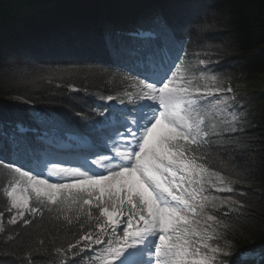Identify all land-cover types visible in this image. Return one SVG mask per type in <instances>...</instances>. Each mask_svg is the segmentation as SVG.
Returning a JSON list of instances; mask_svg holds the SVG:
<instances>
[{
    "label": "snow or ice",
    "instance_id": "obj_1",
    "mask_svg": "<svg viewBox=\"0 0 264 264\" xmlns=\"http://www.w3.org/2000/svg\"><path fill=\"white\" fill-rule=\"evenodd\" d=\"M197 18L184 15L176 23L162 12H152L122 31L105 29L101 40L110 62L127 69L128 73L105 72L104 75L119 79L123 84L131 82V90L118 93V96L105 97L98 93L99 100L115 102L120 99L118 107L110 108L107 114L99 113L101 120L89 121L74 108L56 112L55 116L45 113L48 131L41 137L39 130L35 133L30 130L32 126L38 129V125L18 127L13 123L9 133L5 121L0 119V166L26 178L38 203L44 204L43 198H46L53 205L71 200L73 204L82 201L91 206L95 198L96 207L107 217L110 232L108 227H101L99 232L84 229L86 234L75 244L68 243L66 251L80 254L67 264H76V260L86 254L80 249L82 243L85 249L109 245L108 255L116 256L117 264H216V254L221 249L210 248L207 240L211 239L209 228L220 221L208 212L219 211V205L216 197L210 199L204 192L213 185V177L221 183L225 178L198 162L203 157L195 153L209 146L210 134L202 127L204 120L197 114L200 104L192 98L191 81L186 86L178 75L185 63L181 56L185 36L192 34L191 25ZM30 63L14 54L0 55V68ZM199 64L204 65L206 71L208 59H200ZM61 74L68 73L65 70ZM47 79L51 83L53 77L50 75ZM211 79L214 81L216 77ZM84 84L87 81L77 88L72 80L65 82L64 91L74 94L70 102L74 103L82 90L85 96L90 95ZM104 87L107 90L106 85ZM220 91L218 88L204 92L196 90L203 104L209 103L208 97L219 103L214 92ZM65 112L71 114V121ZM31 115L45 119L35 109L31 110ZM237 120L233 115L232 121ZM66 129L81 134L73 137L83 150L78 167L58 166L64 162L58 160V146ZM212 136L216 139L211 143L218 145L224 154L250 151L240 147L242 132L234 123L221 132L213 130ZM121 147L123 150H119ZM89 156L95 158L90 161ZM25 168L28 170L22 171ZM45 175L47 179L40 178ZM52 179L70 182L50 183ZM238 179L243 180L245 176L240 175ZM12 187L7 193L16 211L11 223L23 217L25 225L32 224L25 212L35 215L38 209L29 205L28 188L21 189L24 194L17 197L15 185ZM232 191V188L227 189L229 193ZM250 204L251 201L244 200L243 196L237 200L229 195L220 201V205L229 206V211L223 214L225 217L233 211L239 216L240 210ZM232 205L238 207L233 209ZM4 215L5 211L0 209V218ZM7 215H11L10 210ZM120 217H126V221ZM243 219L251 221L255 217ZM125 223L122 242L117 241V228ZM102 236L105 239L102 240ZM129 239L132 244H128ZM113 243L118 247H111ZM189 257L200 258L191 261ZM7 259L0 257V261ZM17 264H27V261ZM229 264H264V237L259 246L254 244L235 252Z\"/></svg>",
    "mask_w": 264,
    "mask_h": 264
},
{
    "label": "trees",
    "instance_id": "obj_2",
    "mask_svg": "<svg viewBox=\"0 0 264 264\" xmlns=\"http://www.w3.org/2000/svg\"><path fill=\"white\" fill-rule=\"evenodd\" d=\"M152 12H162L176 23L184 15L198 17L191 25L192 34L185 36L182 82L187 86L191 81L190 91L200 104L198 111L208 107L212 114L208 119L214 121L215 128L222 131L230 123L236 124L242 132L240 147L250 149L246 153L224 154L218 145L211 143L216 138L209 133V146L195 153L203 157L202 163L211 171L225 178L221 183L213 177V185L205 191L210 199L216 197L219 205V211L210 210L208 214L216 215L220 221L209 228L211 239L207 243L210 248L221 249L216 254V264H229L235 252L254 244L259 246L264 237V193L243 187L264 184V0H0V55L14 54L31 61L0 68V89H8L0 91V119L5 121L9 133L13 123L18 127L38 125V129L30 128L33 133L47 132L45 113L55 116L67 108H74L90 121L99 114L98 93L105 96L131 90V82L123 84L104 75L105 72L127 74L128 70L110 62L102 33L105 29L119 32L130 28L136 20ZM205 58L208 59L206 71L199 64ZM65 70L68 74L62 75ZM50 75L51 83L47 79ZM67 80H72L77 88L87 81L84 87L90 95L85 96L82 90L75 102H70L74 94L64 91ZM217 88L221 90L217 95L219 103L208 97L209 103L203 104L196 92ZM32 109L45 119H36L31 115ZM64 115L71 121L70 113ZM198 115L204 120L202 127L206 130L204 114ZM233 115L238 117L235 122ZM69 135L81 134L66 129L61 139L67 140ZM240 175L245 179H238ZM18 178L19 174L0 166L3 217L11 216L7 215L6 191ZM228 188L233 189L232 193L227 192ZM229 195L237 200L243 196L251 204L241 209L239 216L233 211L225 217L223 214L229 211V206L220 205V201ZM44 202L31 201V207L38 209L35 215L25 214L32 224L25 225L23 217L15 224L4 222L0 257L8 259L0 264L18 261L67 264L80 254L66 249L69 242L75 244L86 234L84 229L94 232V209L65 218L67 210L63 203ZM236 207L232 205L233 209ZM243 217L255 219L247 221ZM108 248L104 244L85 249L82 243L80 249L86 254L76 264H98L108 256ZM196 258L200 257H189Z\"/></svg>",
    "mask_w": 264,
    "mask_h": 264
},
{
    "label": "rangeland",
    "instance_id": "obj_3",
    "mask_svg": "<svg viewBox=\"0 0 264 264\" xmlns=\"http://www.w3.org/2000/svg\"><path fill=\"white\" fill-rule=\"evenodd\" d=\"M111 143V142H110ZM115 151V150H114ZM105 155H107V153H105ZM60 167H63V166H60ZM49 168H51V164L49 165ZM82 170V169H81ZM106 174V173H105ZM40 178H42V179H47L48 178V176L47 175H45V176H42V177H40ZM50 183H52V182H70L69 180H56V179H52V180H50L49 181ZM248 186H250V187H252V188H254V190H256V191H259V192H261V193H264V184H247V185H243V187H246V188H248ZM15 187H16V189H17V191H16V195H17V197H19V196H21V195H23L24 193L21 191V189H24V188H28V195H29V197H30V199L31 198H35V192L31 189V186L30 185H28L27 184V180H26V178H24L23 177V180L19 183V182H17L16 184H15ZM13 190V189H12ZM11 190V191H12ZM8 198H9V200H10V209L11 210H13L14 211V216L13 217H15L16 216V211L13 209V206H12V198L11 197H9L8 196ZM29 199V200H30ZM46 199V198H45ZM95 199V198H94ZM110 211L112 210V209H109ZM12 220V219H11ZM10 220V221H11ZM3 221H5L3 218H0V234L3 232V225H4V223H2ZM155 263V262H154Z\"/></svg>",
    "mask_w": 264,
    "mask_h": 264
}]
</instances>
